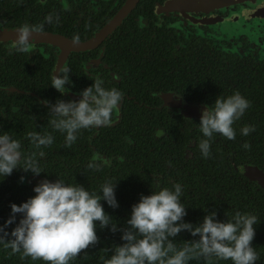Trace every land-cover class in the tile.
Wrapping results in <instances>:
<instances>
[{"label":"flooded vegetation","instance_id":"1","mask_svg":"<svg viewBox=\"0 0 264 264\" xmlns=\"http://www.w3.org/2000/svg\"><path fill=\"white\" fill-rule=\"evenodd\" d=\"M49 13L56 16L53 23L44 22ZM22 24L34 29L30 52L9 47ZM61 63L70 69L63 93L50 84ZM92 75L122 92L118 109L108 126L81 129L66 146L64 133L48 123L49 103L78 100ZM233 92L246 97L249 107L233 124L235 138L214 134L204 158L198 148L204 138L201 109L216 95ZM249 124L254 130L241 135ZM0 131L20 140L25 156L39 152L27 132H50L49 153L35 155L39 175L50 179L62 169L68 179L76 173L88 177L72 184L99 185L104 167L137 168L145 172L140 183L147 187L180 184L181 199L241 202L248 185L264 193L240 170L249 165L264 172V0H0ZM94 153L106 161L99 169L87 167ZM207 212L186 215L197 224ZM215 213L225 220L236 212ZM200 262L231 264L217 259L188 264Z\"/></svg>","mask_w":264,"mask_h":264},{"label":"clouds","instance_id":"2","mask_svg":"<svg viewBox=\"0 0 264 264\" xmlns=\"http://www.w3.org/2000/svg\"><path fill=\"white\" fill-rule=\"evenodd\" d=\"M55 20L54 13L44 17L46 23ZM33 31L29 24L20 25L15 30L10 49L30 52ZM73 39L76 41L79 37ZM69 72L67 64L53 68L51 86L61 93L67 91ZM103 85L102 79L92 75V83L80 90L78 100L58 98L49 103L48 115L52 118L48 123L52 129L64 133L66 146L76 141L81 129L108 126L112 122L122 92ZM248 107V99L233 92L216 95L201 109L198 126L204 138L198 148L202 157L210 156V140L214 134L235 138L233 124ZM253 130V125H245L240 128V134L247 136ZM26 136L36 149L53 143L50 132L29 131ZM35 155L24 156L20 140L7 131H0V179L17 167L39 174L42 170ZM104 164L106 161L94 153L87 167L99 169ZM114 188L115 180H106L97 192L78 183H66L59 177L54 181L42 179L33 185L34 195L19 204L10 202V215L0 224V243L10 248L11 253H20L21 258L28 256L48 264H68L82 249L97 242L96 227L108 226L111 231L117 230L116 222L113 223V218L100 203L103 200L112 208L118 207ZM181 193V185L177 183L171 188L158 187L147 195L140 194L131 205L126 227L121 229L123 243L113 246L104 264H188L197 257L230 260L231 264H254L260 257L251 244L253 225L258 222L256 215L237 211L231 219L217 220L215 211H210L200 223L193 225L182 219L186 210ZM16 213L21 214L18 222ZM13 223L9 232L7 226ZM181 230L189 231L198 239L185 241L177 247L170 237Z\"/></svg>","mask_w":264,"mask_h":264},{"label":"trees","instance_id":"3","mask_svg":"<svg viewBox=\"0 0 264 264\" xmlns=\"http://www.w3.org/2000/svg\"><path fill=\"white\" fill-rule=\"evenodd\" d=\"M39 153H44L46 155L49 152L48 150H46L45 146H42L41 149H39ZM26 172L27 171L17 167L11 172V174L5 175L3 179H0V224H3L4 220L10 215V202L19 204L21 201H24L28 197L34 195L32 191V187L34 184H23V182L19 179ZM101 176L102 181L99 185L85 183L78 184L84 186L89 191L98 192L100 186L106 180L129 181L128 184L115 183L114 193L115 198L118 202V207L112 208L103 200L100 201L104 211L113 218V223L116 222L117 230L111 231L108 226H104L103 228L99 226L96 227L95 231L98 237L97 242L95 244L89 245L85 249H82L76 257L68 262V264H104V260L109 255H111L113 246L123 243V241L120 239L121 229L126 227L125 221L130 214L131 205L139 199L140 194L147 195L151 192L152 188H158L153 183H151L148 187L146 186V184L140 183V181L146 180V177L145 172L137 168L130 172L126 170L109 171L104 167L101 171ZM57 177L63 179L66 183L71 184L72 180L78 182L80 180L88 179V177H84L81 173H76V176L68 179L66 177V172L62 169L57 173L56 179ZM217 177L220 176L216 175V178ZM207 179L209 180L212 178L207 177ZM256 189H258L256 186L248 185L246 187V191L243 193L244 195H246L245 199H242L241 202L236 201V203L235 201H219L218 199L207 202L201 199L182 198L181 201L185 204L186 211H239L257 213L256 216L261 218V223H257L255 224V226L261 229H258L256 232H254V237L251 241V244L260 254V257L256 261H254V264H264V199L254 200L250 198L251 195L257 196L260 194V192L262 194L264 193L262 191L257 192ZM226 194H228V192H226ZM188 218L189 215H185L182 219L184 221L190 222ZM18 220L19 217H16V222H18ZM201 220L202 219H198V223H200ZM12 227H14V223L9 224L7 226V230L10 232ZM170 239L173 240L174 244H180V246H182L185 241L198 239V236H193L189 231L184 230L182 232H178L176 236L170 237ZM194 259L213 260L216 258L212 257L206 259L204 257H197ZM0 264H48V262L42 259L33 260L28 256L21 258L20 253H11L10 248L4 247V244L0 243ZM196 264L206 263L200 262Z\"/></svg>","mask_w":264,"mask_h":264},{"label":"water","instance_id":"4","mask_svg":"<svg viewBox=\"0 0 264 264\" xmlns=\"http://www.w3.org/2000/svg\"><path fill=\"white\" fill-rule=\"evenodd\" d=\"M121 17V15H119L117 18L115 19H119ZM105 31H103L102 33H99L98 35H96L94 38H100V36L104 33ZM81 47L80 44L77 43H73L72 48H78ZM104 159V158H103ZM240 170L249 178H251L253 181H255L256 184H258L263 190H264V172L257 169L256 167L253 166H249V165H244L240 167ZM42 179H48L42 175L39 174H29L26 177H24V179L22 180L23 184L25 183H30V182H35L38 183L40 180ZM49 181H54L55 179H48ZM21 214L16 213L15 216L16 217H20Z\"/></svg>","mask_w":264,"mask_h":264}]
</instances>
